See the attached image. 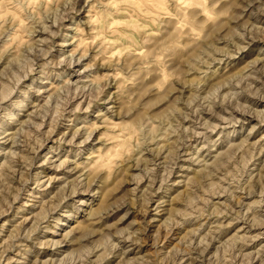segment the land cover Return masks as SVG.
I'll return each instance as SVG.
<instances>
[{"label": "clouds", "instance_id": "9594fccd", "mask_svg": "<svg viewBox=\"0 0 264 264\" xmlns=\"http://www.w3.org/2000/svg\"><path fill=\"white\" fill-rule=\"evenodd\" d=\"M0 264H264V0H0Z\"/></svg>", "mask_w": 264, "mask_h": 264}]
</instances>
